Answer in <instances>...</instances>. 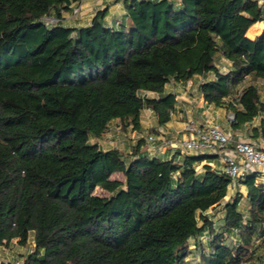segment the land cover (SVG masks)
I'll return each instance as SVG.
<instances>
[{"label": "trees", "instance_id": "16d2710c", "mask_svg": "<svg viewBox=\"0 0 264 264\" xmlns=\"http://www.w3.org/2000/svg\"><path fill=\"white\" fill-rule=\"evenodd\" d=\"M80 2L0 0V246L33 235L20 261L0 264H190V240L207 249L197 264H264L258 173L239 180L245 215L241 192L224 200L227 174L207 163L195 169L208 154L161 159L141 148L143 137L129 153L90 141L113 119L141 132L144 108L164 125L176 102L167 83L195 76L204 101L233 115V130L260 117L252 135L264 133L254 83L264 79V32L246 36L264 8L257 0H121L119 21L108 22L104 7L85 26L62 24ZM233 228L234 246L224 237Z\"/></svg>", "mask_w": 264, "mask_h": 264}, {"label": "crops", "instance_id": "0c3cea01", "mask_svg": "<svg viewBox=\"0 0 264 264\" xmlns=\"http://www.w3.org/2000/svg\"><path fill=\"white\" fill-rule=\"evenodd\" d=\"M257 2L259 5H261L262 8H264V0H257ZM104 7L108 8V13L106 16V19L108 20V22L119 21L123 19L125 16L126 10L122 5L121 0H81L79 16L76 15L77 14L76 13L74 18L68 19L73 16L72 14H68V12L72 13V9L65 10L62 13V24L66 26H72V27L85 26L89 23L95 11L97 9H101ZM262 32H264V20L257 21L251 24L246 31V36L249 38H254L260 35ZM217 61H218V65L222 64L223 67L224 66L226 67L228 65V61L224 58H218ZM211 76L212 75L208 74V77H211ZM201 79H202L201 76H195L193 77V79L188 80L186 83H179V82L167 83L166 91H172L175 94L176 102H175L174 113H172L170 120L164 125L158 124L157 117L149 108L142 109L141 111L142 131L141 132H145V135L142 136L144 138V141H145V136L148 133H154L157 135V141L153 144V146H155L156 148L160 147V145L162 144L161 139H166L169 142H172L174 146L177 145V147H173L169 145H167V147L165 148L161 147L159 150H157V152L152 154L150 152V149L147 150V145L145 144V142H143V144L141 145V148L144 151H146L148 154L158 156L161 159H168L173 156L175 160H180L182 156L186 154V152L182 150V148L179 146V143L181 142V140L187 137V133L184 131V127H185L186 122L189 120H195L198 123H205L206 121L214 122L218 124L221 128H223L225 131L232 132L233 135L237 138L245 139V140L252 141L258 144H262L261 142H264V138H262L264 137V133H260L257 137H254L252 135L253 133L252 129L254 125L251 126L250 133L247 132L248 126H244L242 129L233 130L230 126V122L227 119V115L229 112H227L222 107H216L213 104H208L204 101L201 93L199 92L197 88V83ZM150 93L155 94L153 92H150ZM147 111H149V113L152 114L151 115L152 119L148 121L153 122L151 124L153 125L151 128H154L155 131L151 130V128L150 130H147V131L144 130L146 126H144L143 122L147 123L148 121L143 120L142 116L143 114L145 115ZM115 120L117 119H113L111 122ZM129 131L130 130H122L120 133L118 130V132H116L115 134H111L114 136L113 137L114 139L112 138L114 142L113 141L109 142L111 146L102 145V142H101V139L103 140L105 139L107 135H109L107 134V131L102 137L91 138L92 140L90 139V141L97 142L102 149L120 148L124 151V153H129L132 146L136 143V141L132 142L129 139L127 140L128 137L133 136V134L130 135ZM134 132L136 131L134 130ZM118 142H121V145L123 148H121V145L117 144ZM150 148H152V146ZM187 153L192 154L194 152H187ZM208 155L211 156V158H207L203 160L200 166H202V164L204 163H207L214 168H219L220 165H219V161L217 157L213 154H208ZM256 181L257 183L264 184V179H262L260 176H258ZM241 186L244 187L243 191L240 189ZM236 191H239L243 194V198L241 199V201H243L244 206L241 208V204L239 203V208L246 215L248 211V202L245 197L246 187L244 184H239L238 186H235V187H232L229 185L228 192L224 200H227ZM222 215L223 213L221 214L220 218L217 219L218 221L215 219V225L216 223L218 225L222 222ZM257 241H258L257 239H253V242L257 243ZM15 259L16 258L12 260L9 257L7 258L0 257V260H5V261L7 260L14 261Z\"/></svg>", "mask_w": 264, "mask_h": 264}, {"label": "built area", "instance_id": "2783aa9c", "mask_svg": "<svg viewBox=\"0 0 264 264\" xmlns=\"http://www.w3.org/2000/svg\"><path fill=\"white\" fill-rule=\"evenodd\" d=\"M178 1V0H175ZM80 4L73 7V13H77ZM54 22L56 19L50 17ZM51 21V22H52ZM49 23L48 21H46ZM144 93V92H143ZM142 93V94H143ZM233 115L228 113L227 119L231 122ZM184 131L187 137L179 143L184 152H194L196 154H213L219 161L218 170L227 174L231 183L230 186L235 187L241 184L239 180L251 172H256L264 179V142L258 144L245 139L237 138L230 131H225L214 122L198 123L195 120L186 122ZM162 144L156 148L153 144L157 141V135L148 133L145 136V144L147 150L154 154L161 147L173 146L172 142L161 139ZM152 148H150L151 146ZM224 237L232 246L239 243V230L233 228L229 232L224 233ZM200 238L208 239L207 233L201 235ZM17 264L20 262L17 261Z\"/></svg>", "mask_w": 264, "mask_h": 264}, {"label": "rangeland", "instance_id": "374dc122", "mask_svg": "<svg viewBox=\"0 0 264 264\" xmlns=\"http://www.w3.org/2000/svg\"><path fill=\"white\" fill-rule=\"evenodd\" d=\"M79 13H80V9H79V11L77 12V14L76 13H73V7H72V13L71 12H68V14H72L73 16L72 17H70V18H68V19H71V18H74V16H75V14L76 15H78L79 16ZM45 21H48V22H51L52 21V19L49 17V16H47V17H45ZM53 22V21H52ZM220 67H221V69H225V66L223 67L222 66V64H220L219 65ZM254 83L258 86V88H259V92H260V96H261V99L262 100H264V79H256V80H254ZM169 86V85H168ZM145 94L146 95H149V96H152V95H155V94H151L150 92H145ZM152 114L151 113H149V111H147L146 112V114L144 115L143 114V116H142V119L143 120H151L152 119V116H151ZM259 118L260 117H256L252 122H250V123H248L246 126H248L247 127V132L248 133H250L251 131V126H255V125H258V123H259ZM153 122H151V121H148L147 123H145V122H143V124H144V126H146L145 128H144V130L145 131H147V130H150V128L153 126V125H151ZM119 128V129H118ZM118 130H119V132L121 133V131L123 130V129H121V127H120V124H119V121L118 120H115V121H113V122H111L110 124H109V127H108V130H107V134H109V135H107L106 137H105V139H101V142H102V145H107V146H111V144L109 143L110 141H113L112 140V138L114 137L113 135H111V134H115L116 132H118ZM126 130H130L129 132H130V135L131 134H133V136L132 137H128L127 138V140L129 139L130 141H136L137 140V138H139V136H140V134H141V136L140 137H142L143 135H145V132H141V133H139V132H134V130H132L131 128H129V129H126ZM134 132V133H133ZM120 135V134H119ZM262 138H264V137H262ZM114 139V138H113ZM144 139V138H143ZM92 140V139H91ZM260 141H261V139H260ZM114 142V141H113ZM117 144H119V145H121V142H118ZM121 148H123L122 147V145H121ZM126 149V148H125ZM201 163H199V164H196V165H194V167H195V169H197V170H200L201 169ZM111 178H118V179H122L123 178V175H122V173L121 172H116V173H113L112 175H111ZM240 189L243 191L244 190V187L243 186H241L240 187ZM94 193H96V194H101V195H106L107 194V192L106 191H104V190H102L101 188H96L95 190H94ZM240 204H241V208L244 206L243 204V201H241L240 202ZM245 208V207H244ZM209 213L212 215V217L214 218V219H219L220 218V216H221V214H222V212H221V210H220V208H215V209H211V210H209ZM218 221V220H217ZM216 225H217V223H216ZM228 241V240H227ZM200 242L204 245L205 244V242H206V240L204 239V238H200ZM32 246H33V235H32V232H30L29 233V237H28V241H27V243L25 244V245H19L17 242H16V240H13L11 243H10V245H8V246H3V245H1L0 246V257L2 258H7V257H9L10 259H14V258H16L15 260H21L22 259V255H24V254H26L27 252H29L31 249H32ZM189 249L191 250V252L188 254V256H187V258H186V260L188 261V262H190V264H197L198 262H199V259H200V251L201 250H207L206 249V246H205V248H199V247H195V245H194V241L193 240H190L189 241Z\"/></svg>", "mask_w": 264, "mask_h": 264}]
</instances>
